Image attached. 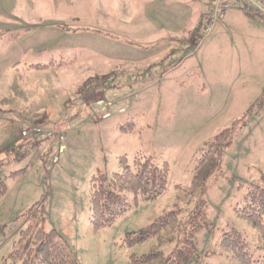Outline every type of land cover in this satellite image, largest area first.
<instances>
[{
	"label": "rangeland",
	"instance_id": "1",
	"mask_svg": "<svg viewBox=\"0 0 264 264\" xmlns=\"http://www.w3.org/2000/svg\"><path fill=\"white\" fill-rule=\"evenodd\" d=\"M232 1L238 13L206 35L209 0H0V162L4 174L26 169L6 179L0 198V264H21L9 256L25 247L35 204L78 264H131L132 254L154 250L167 257L177 226L132 247L123 239L172 210L179 227L204 212L181 264H237L219 246L229 227L262 252L235 207L264 184V21ZM51 59L60 67H30ZM34 127L46 135H23ZM226 129L213 150L231 140L221 159L199 164L209 149L201 148ZM137 153L169 163L165 192L137 203L127 193L130 208L95 228L92 175H111L121 156Z\"/></svg>",
	"mask_w": 264,
	"mask_h": 264
},
{
	"label": "trees",
	"instance_id": "2",
	"mask_svg": "<svg viewBox=\"0 0 264 264\" xmlns=\"http://www.w3.org/2000/svg\"><path fill=\"white\" fill-rule=\"evenodd\" d=\"M59 65L56 66L55 60L51 59L47 63L31 64L30 67L47 69ZM228 132L230 129L222 131L201 148L200 152L206 146L209 149L201 159H198L199 164L204 165L210 160L219 161L221 159L224 146H228L231 140H227L220 150L216 152L213 150ZM3 164L0 162V198L7 194L6 179L23 174L26 170L23 168L4 174ZM169 171L168 162L158 163L153 157H147L141 153H137L132 161L126 155L121 156L119 171L111 175L99 169L90 180V219L93 226L95 228L110 226L123 212L128 210L131 205L127 201V193L133 195L135 203L142 199L153 200L163 194L167 188ZM204 203L202 202V205ZM241 203L235 207V211L238 216L249 220L256 227L260 240L258 247L262 252L259 254L251 252L247 238L235 227L221 230L219 246L223 251L230 252L232 260L237 264H264V184L249 187ZM203 213V209L194 211L183 226L179 227V210H172L155 219L139 232L129 233L123 239V244L127 247L160 236L164 231L175 226H177V231H180L178 244L167 257L161 250H154L140 256L132 254L131 264L187 262L195 252L193 235L204 226ZM26 217L30 223L26 229L21 230V239L26 240V245L22 249H15L10 254L9 258L13 262L19 260L21 264H78L65 237L57 229L45 230L43 204L40 207L37 204L33 205L27 211Z\"/></svg>",
	"mask_w": 264,
	"mask_h": 264
},
{
	"label": "built area",
	"instance_id": "3",
	"mask_svg": "<svg viewBox=\"0 0 264 264\" xmlns=\"http://www.w3.org/2000/svg\"><path fill=\"white\" fill-rule=\"evenodd\" d=\"M240 8L246 11L248 14L260 18L264 21V0H236ZM232 0H209V5L206 10L205 19V32L206 35L210 34L215 25L225 17L226 11L234 6ZM98 105H103L104 101L101 99L97 102ZM110 116V113H104L103 117L107 118ZM29 132H34L35 134H39L41 136L46 135V132L41 127H34L33 129H27L23 131L24 135H28Z\"/></svg>",
	"mask_w": 264,
	"mask_h": 264
},
{
	"label": "crops",
	"instance_id": "4",
	"mask_svg": "<svg viewBox=\"0 0 264 264\" xmlns=\"http://www.w3.org/2000/svg\"><path fill=\"white\" fill-rule=\"evenodd\" d=\"M206 9H207V7H206ZM206 9H205V11H206ZM205 11H204V13H205ZM232 11V12H231ZM229 12V13H228ZM236 12V10H227V12H226V15L228 14V15H232V14H234V13ZM238 13V11L236 12V14ZM226 15H225V17H226ZM239 15V14H238ZM247 15V14H246ZM243 18L245 19V18H249V17H247V16H243ZM255 20H261V19H258L257 17H253L252 19H250L249 21H254L255 22ZM22 32H18V33H16L17 34V36H19L20 34H21ZM15 34V33H14Z\"/></svg>",
	"mask_w": 264,
	"mask_h": 264
}]
</instances>
